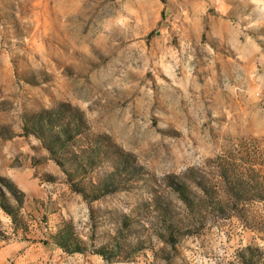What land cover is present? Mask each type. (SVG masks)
Listing matches in <instances>:
<instances>
[{
    "label": "rangeland",
    "instance_id": "374dc122",
    "mask_svg": "<svg viewBox=\"0 0 264 264\" xmlns=\"http://www.w3.org/2000/svg\"><path fill=\"white\" fill-rule=\"evenodd\" d=\"M0 264H264V0H0Z\"/></svg>",
    "mask_w": 264,
    "mask_h": 264
}]
</instances>
